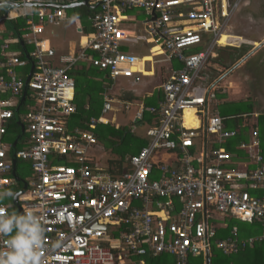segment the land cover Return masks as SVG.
Masks as SVG:
<instances>
[{
    "label": "built area",
    "instance_id": "1",
    "mask_svg": "<svg viewBox=\"0 0 264 264\" xmlns=\"http://www.w3.org/2000/svg\"><path fill=\"white\" fill-rule=\"evenodd\" d=\"M15 1L27 5L20 14L27 29L20 37L33 50L29 58H21L10 49L19 43L18 36L0 39V191L11 183L3 138L9 123L17 121L15 108L29 76L27 90L35 106L18 114L17 123L27 137L26 147L15 156L29 161L33 172L21 208L38 213L44 223L42 264H124L131 256L139 257L137 264H148L145 257L160 254L187 264L190 253H207L212 241L225 253L238 250L233 237L215 239L210 222L215 215L258 220L264 226V196L253 194L264 193V156L256 132L240 145L250 159L242 168L228 167L231 154L221 144L236 132L226 129L214 110L220 87L206 70L216 48L225 45L220 36L242 0H100V10L89 16L92 31L85 43L78 53L60 56L59 65L50 62L54 51L42 37L44 25L64 16L51 4L74 0ZM133 8L144 11L142 28L160 58L148 60L121 50L124 39L131 38L121 24L122 14ZM200 45L204 47L195 50ZM173 60L182 67L173 68ZM148 61L166 63L170 69L160 85L164 99L158 108L140 105L135 110V119L146 110L158 114L157 122L146 129L147 145L128 157L129 168L119 176L93 170L89 148L97 142L96 126L109 122L113 99L105 97L101 114L89 119V130L71 131L68 117L76 108L70 68L87 62L112 80L138 83ZM30 63L31 74L19 71ZM186 109L194 110L196 127L185 125ZM212 135L218 148L208 147ZM250 163L255 167L248 170ZM9 207L0 202L6 213ZM236 232L233 229V235Z\"/></svg>",
    "mask_w": 264,
    "mask_h": 264
},
{
    "label": "crops",
    "instance_id": "2",
    "mask_svg": "<svg viewBox=\"0 0 264 264\" xmlns=\"http://www.w3.org/2000/svg\"><path fill=\"white\" fill-rule=\"evenodd\" d=\"M99 2L100 0H74L73 2L66 1L65 3H62L59 6L55 4H51L52 7L55 9L57 7H60L63 10V14H64L62 19H58L53 23H45L44 25V31H43L42 37L48 41L49 46L54 51V57L50 59V62L52 64L59 65L60 62L58 59L60 56L78 53L83 43H85L88 33L92 31L89 16L93 14V13L89 14L85 12L82 13L80 11L82 9H79V8L81 6H86L87 8H91V9L96 8L99 11L100 10ZM25 6L27 5H22L20 2L15 1V0H6V1L0 2V39L2 40L4 39L3 36L5 35V33H9V34H11V32L15 33L14 28L9 23L10 21L17 22V19L24 20L20 16V14L23 11ZM35 7H37V5H31L32 9ZM125 10L126 9H124V11ZM135 10H136L135 12H132L130 14H124L125 12L123 11L122 15L124 17L121 21V24L122 26L127 27V29L129 30L127 34H129L131 38L124 39L121 45V50L124 52H130V53H133L139 56L146 57V59L148 60L151 57L160 58L159 51L158 50L153 51V48H157V47L152 45L150 41L146 39L147 34L145 30H143L142 28L141 21L145 17L144 11L141 9H135ZM139 15H141V18H139ZM4 16H8L9 19L7 21L2 20V17ZM21 28L25 29V32H26L27 25L26 26L22 25ZM223 33H226L228 35H234L240 38V42L238 45H232L231 39L230 41L227 42V37H225V43H224L225 45H221L216 48L215 55L209 61L206 70L211 76V78L217 77V79H215L214 81H218L221 75H227L228 73H232L237 68L242 70L241 74H239L238 76L239 78L238 81H241L243 85L236 86V88H239L240 91L238 92L237 96L231 94V91H229L227 95L230 98L236 97V99L229 98V100H231L232 102L241 101V100H252V104H253L252 112L244 113L242 115L243 124L246 126H249V133H250L249 135H251L249 136L248 141L243 142V143L250 142V140L254 137L252 134L253 131L256 132L255 137L260 142V139L258 136V123L257 122H258L259 116L261 115L264 116V0H242L238 8L236 9V11L233 13L230 19V22L225 27V30L223 31ZM6 39H12V38L9 37ZM16 43L17 42L12 43L10 46V49L17 52V54L20 57L22 56L21 58H29L30 57L29 54L33 50V46L23 42L24 47H22L19 42L18 43L19 49H17L14 46L16 45ZM198 47L203 48L204 45H200ZM255 55H257L255 57L256 59H252ZM251 59L253 60V62L251 61ZM147 63H150V62L148 61L144 64L146 73L144 74L140 82H142L144 78H147L149 80V83L147 82V87H149L148 90H144V91L142 90L139 92L135 91V88H133V86L137 83H133L130 79L118 78L112 81V83H119L118 84L119 86L124 88L126 92H129L135 98L131 100V99H127V96H126V98H124V100L121 101L119 105L126 104L128 108H122V107L115 108L107 114V117L109 119L108 124L113 125L114 128H118L120 125L129 124L130 121H133V120L136 121L137 119L134 118L135 110H137L140 105H142L143 107H147L145 106V97L155 96V98L157 99L160 95H162L161 98L159 97V99H157L154 105H151L152 107H155V108H158L159 104L163 101L164 94H163L162 89L160 88V85L163 83V81L167 79L169 75L170 66L166 63L160 62V63H154V64L150 63V66L146 68L145 65ZM83 65L92 66L87 62L78 63L75 66L70 68L69 74L73 69H79ZM32 66L33 65H31L30 63L26 65L25 69L27 68L28 70H31ZM22 70H19V71L21 72ZM70 76L74 79V77L71 74ZM74 82H75V79H74ZM123 84H128L130 85V87H125ZM107 85L108 84H104L105 92L103 94V104L105 101V97H110L113 99V106H114L115 101H117L118 99L114 98V96L108 90L110 85L108 86ZM28 92H29V97L27 98ZM159 92H160V95H159ZM22 94H23V91L19 97V102L21 101ZM74 99H75V94H74ZM217 101L219 100L217 99ZM34 106L35 105H33L32 95H30V91L27 90L24 96V99L20 102V105L18 106L17 116L23 107H24L23 109L24 110L26 109V110L21 112V115L22 113L34 108ZM214 108H217V104L215 105ZM133 109L135 110H134V113L131 115L130 112H132ZM214 110L218 111V109H214ZM150 113L154 115L157 114L153 112H150ZM116 114H118V116H121L122 120H123V116L125 115L126 121L124 123H120L116 119L117 118ZM128 115L130 116L127 117ZM98 116H91V117H98ZM154 120L156 121V119ZM14 122H16V124L19 126V130L16 136L13 138L12 137L13 135L10 132V128L13 125V122L11 121L8 125V132L3 138V141L7 144L5 160L10 165V170L8 173H6V175L11 179V183L7 187H4L1 191L10 189L16 194L14 199L6 198L3 200V202L10 205L8 214L12 212H17V213L22 212V208H21L22 204H24L27 200L26 192L28 189V182L31 176L33 175L31 168L29 170L26 167L28 166L27 160L18 159L15 156L16 150L22 149L18 147L19 144H22L23 148L26 147L25 138L27 137V134L23 128V132L20 138L17 140V137L21 132V128H20V125L17 123V121H14ZM137 125L138 124L133 125L132 129L133 130L136 129ZM70 130L73 131L74 128ZM140 136L146 139V144L144 145L146 146L148 143V139L146 137V130L143 131ZM209 138L212 141L208 147L211 149L218 148L219 144L213 141L214 136H210ZM15 141L16 143L13 146ZM99 143L100 142L97 140V142L89 148V156L91 158L90 165L93 168V170H96V169L105 170V171L110 172L114 176H119L128 170L129 167L127 165V159L130 155L135 154L137 152L135 153L131 152V153L126 154L122 163L120 164L114 161L112 164H110V159L112 160L119 159L118 154L112 151H109V152L105 151L103 147H101L103 148V152H101V149H100V152L97 153V151H95V148L99 147L98 146ZM199 144H200V141H197L196 147L197 146L199 147L200 146ZM217 145L218 147H215ZM260 153H261V150H260ZM241 163L238 164L239 165L238 168H242L240 166ZM228 164H231V161ZM254 167H255V164L250 163L247 169L251 170ZM17 171L19 172L20 175H24V173L26 174V171L27 172L31 171V176L28 178H25V180H21L17 174ZM18 183H20V187ZM24 185H25V190H22ZM253 194L256 195L257 197L264 196V193L262 191H253ZM175 202L179 203V200L175 199ZM230 219H235V220L240 221L239 219L235 217H231L230 215H226V216L225 215H222V216L215 215L212 221L210 220L211 226L216 228V234L218 233L220 228L221 229L226 228L227 221H229ZM233 229H236L237 231L236 235H233ZM237 233H238V228L233 227L232 230H230V232H228V234H226L223 238L215 237V239L226 240L229 237H233L237 240L238 243L244 241L245 243L249 244L248 240L250 238H255V236L240 238V237H237ZM212 244H214L215 246L214 242ZM236 252H229V253H236ZM207 254H209V263H210V249H209V251L204 254L201 253L198 255H193L190 253L188 255L187 264H190V261H192L193 259H196L197 257L201 259V264H207ZM147 257H155V256L152 255V256H147ZM138 259L139 257L131 256L130 261L124 264H137ZM162 263L163 264H175V259L172 255L164 254V259ZM113 264H119V263L118 261H115Z\"/></svg>",
    "mask_w": 264,
    "mask_h": 264
},
{
    "label": "trees",
    "instance_id": "3",
    "mask_svg": "<svg viewBox=\"0 0 264 264\" xmlns=\"http://www.w3.org/2000/svg\"><path fill=\"white\" fill-rule=\"evenodd\" d=\"M79 9L82 13H94L98 11L96 8H87L86 6H81ZM135 9H126L124 14H130L135 12ZM138 13V12H137ZM142 15V14H141ZM139 15V18H141ZM24 19V18H23ZM15 30V33L11 32L5 33L3 36L4 39L12 38L14 39L17 35L22 36L25 32V29H22L21 26H26L25 19H17V22L10 23ZM26 28V27H25ZM17 34V35H16ZM19 49V44L14 45ZM201 47L195 48V50H201ZM22 57V56H21ZM82 65V64H81ZM181 62L172 61L173 68H181ZM79 66V65H78ZM24 71L28 70L27 68L23 69ZM22 70V71H23ZM21 71V72H22ZM70 74L75 79V112L68 117V127L70 129L79 128L80 130H89V119L91 116H98L101 112L103 106V94L105 92L104 84L110 85L112 79L109 77L107 72L99 70L96 67L85 66L83 65L79 69H73ZM107 85V86H108ZM27 98L29 97V92L27 93ZM160 95V92H159ZM160 98L162 95L159 96ZM159 97L157 99H159ZM217 99L222 102H227L228 97L226 91H218L216 95ZM127 99H135L132 96L127 97ZM155 96L145 97V106L150 107L154 105L157 101ZM236 109L234 112L219 111L220 116L224 119V127L228 130H235L236 134L228 138L221 145L224 149L231 154V164H228V167L238 168L239 163L248 161L249 154L246 150L240 148V144L247 142L249 139V126L243 124V114L252 112L253 104L252 100H241L235 102ZM122 108H125V105H121ZM24 108V107H23ZM21 109V112L25 111ZM156 115V116H155ZM152 114L148 110L143 113L141 119L136 121H130L129 124L120 125L118 128H114L113 125L100 123L95 128V136L100 143H103L106 149L118 154V160L110 159V164L114 162L120 164L122 163L124 157L128 153L138 152L139 149L146 144V139L142 136L143 131H145L148 126L153 125L157 122L158 114ZM156 119V121L154 120ZM155 121V122H154ZM258 136L260 139V150L264 156V116L261 115L258 117ZM138 124L136 129H132V126ZM138 129V130H137ZM19 130V126L16 122L13 121V125L10 128L12 137L14 138ZM214 136V135H212ZM14 140V139H13ZM19 148H23L22 144H19ZM215 147H218L215 146ZM26 166L30 170V162ZM241 166V165H240ZM253 166V165H252ZM17 174L21 180H25L31 176V171L27 172L24 175H20L17 171ZM19 187H20V183ZM233 227L238 228L237 237L246 238L249 236H255L252 242L245 243L239 242V248L236 253H225L221 249L217 248L211 243L210 247V263L211 264H264V237L260 240V236L264 235V226L262 221L254 220L251 222H241L235 219H230L227 221L226 228H220L216 237L223 238ZM149 264H163L164 254L157 255L155 257H145ZM190 264H201V259L197 257L190 261Z\"/></svg>",
    "mask_w": 264,
    "mask_h": 264
},
{
    "label": "clouds",
    "instance_id": "4",
    "mask_svg": "<svg viewBox=\"0 0 264 264\" xmlns=\"http://www.w3.org/2000/svg\"><path fill=\"white\" fill-rule=\"evenodd\" d=\"M12 190L0 191V202L15 198ZM45 226L33 211L6 213L0 209V264H42ZM59 247V242L55 244Z\"/></svg>",
    "mask_w": 264,
    "mask_h": 264
},
{
    "label": "rangeland",
    "instance_id": "5",
    "mask_svg": "<svg viewBox=\"0 0 264 264\" xmlns=\"http://www.w3.org/2000/svg\"><path fill=\"white\" fill-rule=\"evenodd\" d=\"M225 37H227V42L230 41L231 39V44L232 45H238L239 42H240V38L234 36V35H228L226 33H223L221 38H220V42H223L225 43ZM226 42V43H227ZM158 50L157 48H153V51H156ZM257 55H255L252 59H256ZM251 59V61L253 62V60ZM150 66V63H147L145 65L146 68H148ZM224 71V69H223ZM242 70L237 68L235 69L232 73H228L227 75H221L218 79V81H215V84L218 85L220 87L219 91L222 90V91H226L227 93H229V91H231V94L237 96L238 92L240 91L239 88H236L237 85L241 86L243 85V83H241V81H238L239 78V74H241ZM225 73V71H224ZM18 74L19 71H18ZM147 82L149 83V80L147 78H144V80L140 83H137L133 86V88H135V91H144V90H148L149 87H147ZM119 83H112L110 84L109 86V91L111 92V94L114 96L115 99H118L120 101H115L114 103V106L113 108H119L121 107L120 102L124 100V98L129 97V96H132L129 92H126L124 88H122L121 86L118 85ZM125 87H130V85L128 84H123ZM151 88V87H150ZM133 97V96H132ZM230 97H227L226 101L227 102H222L221 101V104H220V101H217L216 104H217V109L218 111H227V112H234V110L237 108L236 105H235V102H232L231 100H229ZM232 99H236V97H231ZM230 98V99H231ZM217 99V98H216ZM134 110H132L131 115L134 113ZM117 115V120L120 122V123H124L126 121V116L124 115L123 116V120L121 119V116H118ZM130 115H128L127 117H129ZM99 147H96L95 148V151H97V153L100 152V149H101V152H103V148L105 149V151H108L105 147V145L103 143H99L98 145ZM103 147V148H101Z\"/></svg>",
    "mask_w": 264,
    "mask_h": 264
},
{
    "label": "water",
    "instance_id": "6",
    "mask_svg": "<svg viewBox=\"0 0 264 264\" xmlns=\"http://www.w3.org/2000/svg\"><path fill=\"white\" fill-rule=\"evenodd\" d=\"M18 38H19V42H20V45L22 46V47H24V45H23V41H22V39H21V37L18 35ZM26 55V54H25ZM32 71H33V66L31 67V70H30V74L32 73ZM29 74V75H30ZM28 78H29V76L27 77V79H26V83H25V86H24V88H23V94H22V97H21V101L24 99V96H25V94H26V91H27V82H28ZM20 101V102H21ZM20 102H19V104H18V106L20 105ZM18 106H17V108L15 109V112H14V117H15V119L17 120V122H18V119H17V109H18ZM20 128H21V132H20V134L18 135V137H17V140L20 138V136H21V134H22V132H23V126L22 125H20ZM16 140V141H17ZM16 141L14 142V144H13V146L15 145V143H16ZM22 190H25V185H24V187H23V189ZM207 264H210L209 263V254H207Z\"/></svg>",
    "mask_w": 264,
    "mask_h": 264
},
{
    "label": "bare ground",
    "instance_id": "7",
    "mask_svg": "<svg viewBox=\"0 0 264 264\" xmlns=\"http://www.w3.org/2000/svg\"><path fill=\"white\" fill-rule=\"evenodd\" d=\"M221 36H222V34H221ZM221 36H220V38H221ZM220 43H223V42H220ZM149 57H150V55H149ZM184 122H185V125L188 127H196L198 125V121H197L196 117L194 116V110L193 109H186L184 111Z\"/></svg>",
    "mask_w": 264,
    "mask_h": 264
}]
</instances>
